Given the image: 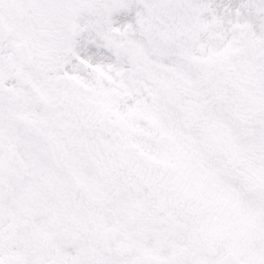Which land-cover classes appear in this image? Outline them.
I'll use <instances>...</instances> for the list:
<instances>
[{"label": "snow or ice", "instance_id": "snow-or-ice-1", "mask_svg": "<svg viewBox=\"0 0 264 264\" xmlns=\"http://www.w3.org/2000/svg\"><path fill=\"white\" fill-rule=\"evenodd\" d=\"M0 264H264V0H0Z\"/></svg>", "mask_w": 264, "mask_h": 264}]
</instances>
